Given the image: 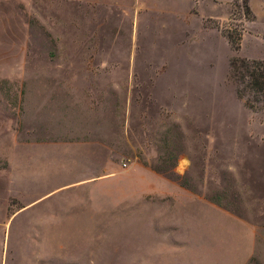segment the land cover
Returning a JSON list of instances; mask_svg holds the SVG:
<instances>
[{"label":"rangeland","instance_id":"rangeland-1","mask_svg":"<svg viewBox=\"0 0 264 264\" xmlns=\"http://www.w3.org/2000/svg\"><path fill=\"white\" fill-rule=\"evenodd\" d=\"M120 6L0 0V264H264V6Z\"/></svg>","mask_w":264,"mask_h":264},{"label":"trees","instance_id":"trees-1","mask_svg":"<svg viewBox=\"0 0 264 264\" xmlns=\"http://www.w3.org/2000/svg\"><path fill=\"white\" fill-rule=\"evenodd\" d=\"M242 7L241 16L248 19L251 16L248 0H239ZM224 36L235 49L238 46L240 33L233 36L225 30ZM230 74L236 83V94L243 97L246 94L260 96L264 101V60L232 58L229 62Z\"/></svg>","mask_w":264,"mask_h":264},{"label":"crops","instance_id":"crops-1","mask_svg":"<svg viewBox=\"0 0 264 264\" xmlns=\"http://www.w3.org/2000/svg\"><path fill=\"white\" fill-rule=\"evenodd\" d=\"M74 1V0H73ZM106 2V3H121V10L126 12H130L131 14L137 13L140 11H150L151 8L153 11L158 12H173L177 14L179 17H186L187 14L191 13L192 5L194 4V0H154V3H151L150 0H76L78 4H97L98 2ZM260 3L264 6V0H259ZM213 2V1H212ZM249 6H251V0H248ZM27 263L26 261H22L21 264ZM2 264V260H1ZM5 264V261H4ZM13 264H20L17 261H14ZM30 264V263H29ZM31 264H35L34 261Z\"/></svg>","mask_w":264,"mask_h":264}]
</instances>
